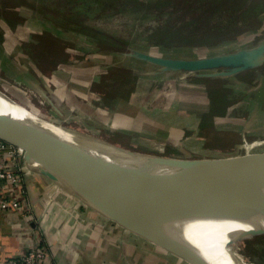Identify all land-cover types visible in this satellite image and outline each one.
<instances>
[{
  "label": "rangeland",
  "instance_id": "1",
  "mask_svg": "<svg viewBox=\"0 0 264 264\" xmlns=\"http://www.w3.org/2000/svg\"><path fill=\"white\" fill-rule=\"evenodd\" d=\"M244 3L233 14L225 0H0V92L27 115L64 127L62 136L75 135L77 141L94 138L169 159L235 155L244 132L231 150L221 151L199 131L206 120L225 118L233 105L244 121L249 95L264 106V29L255 16L260 7L249 12ZM247 46L250 52L261 47L259 59L251 68L239 60L234 71L230 56L248 55ZM148 56L219 57L223 62L217 69L188 71L154 63ZM186 92L203 97L195 98L199 102L192 110L181 105ZM227 94L237 102L210 103V96ZM256 141L250 152L264 151V141ZM20 167L22 173L43 176L50 183L47 202L58 204L56 217L41 226L40 244L48 247L51 235L60 249L73 253L78 243L72 238L89 239L92 229L70 209L72 194L40 169ZM67 232L71 239L64 243ZM238 244L247 262L264 264V233ZM157 255L151 259L159 264H189L172 253Z\"/></svg>",
  "mask_w": 264,
  "mask_h": 264
},
{
  "label": "water",
  "instance_id": "2",
  "mask_svg": "<svg viewBox=\"0 0 264 264\" xmlns=\"http://www.w3.org/2000/svg\"><path fill=\"white\" fill-rule=\"evenodd\" d=\"M256 50L258 52L254 50L245 56H240L239 52L231 55L233 70L239 69V60L244 62L245 67L251 68L262 49L259 46ZM147 58L168 68L188 71L217 69L223 62L219 57L181 60L155 56ZM0 139L23 150V159L28 165L42 164L53 175L46 174L60 180L74 197L101 215L160 245L189 264L203 263L169 244V232L176 229V225L165 213L167 209L179 206L197 222H216L226 227L252 224L264 214V194L235 212L214 192L227 182L263 171L264 151L179 159L182 163L178 165H137L1 112ZM191 222L178 226L188 227Z\"/></svg>",
  "mask_w": 264,
  "mask_h": 264
},
{
  "label": "crops",
  "instance_id": "3",
  "mask_svg": "<svg viewBox=\"0 0 264 264\" xmlns=\"http://www.w3.org/2000/svg\"><path fill=\"white\" fill-rule=\"evenodd\" d=\"M244 2L243 10L245 11H252L255 4L256 7H260L255 16L263 23L264 29V0H244ZM247 49H251V46H247ZM250 99L240 132L264 134V106L261 108L262 102L255 95H249ZM196 128L199 130L198 127ZM24 166L30 165L23 162V168ZM48 184L50 183L36 172L23 173L22 189L14 188L9 183H0V264H5L11 257L23 254L44 239L41 226L47 221L51 223L53 217H56L55 207L58 205L56 202L52 203L50 199L49 202L46 200L45 189ZM3 199L18 201L20 205L14 208H3L1 206ZM70 209L78 211L83 216L91 227L92 233L90 232L89 239L74 236L72 239L78 243V246L73 253H69L60 249L56 245V240L44 232L49 236L50 256L59 264H159V262H153L152 255L166 253L169 256L171 254L170 251L168 253L164 251L165 248L160 245L157 246L153 242L151 245L148 239L124 229L79 199L73 201ZM93 235H96L98 240L93 241ZM70 239L69 232L63 235L64 243H68ZM108 240H112V243H107ZM89 243L96 244L97 249H90ZM111 250L116 251L114 256ZM148 250L150 254L147 256Z\"/></svg>",
  "mask_w": 264,
  "mask_h": 264
},
{
  "label": "bare ground",
  "instance_id": "4",
  "mask_svg": "<svg viewBox=\"0 0 264 264\" xmlns=\"http://www.w3.org/2000/svg\"><path fill=\"white\" fill-rule=\"evenodd\" d=\"M0 112L54 135L63 138L67 136V139L71 140L75 138V135L71 137V134L62 136L65 133V130L62 129L64 127L60 128L41 119L39 120L32 114L27 115V111L11 102L1 92ZM79 142L110 157L126 160L137 165H178L182 163L179 159L161 158L143 153H129L111 144L94 141V138L93 140H80ZM30 166L53 175L40 163L30 164ZM214 192L235 212L240 211L246 203L264 194V170L227 182L217 187ZM75 199H77L76 196ZM165 213L171 217V221L176 225V229L169 232L168 242L172 247L190 253L203 264H258L249 263L243 258L238 243L255 234L264 233V214L252 224L226 227L216 222H197L193 220V216L187 215L184 209L179 206H173L167 209ZM187 221L193 222L188 227L178 226Z\"/></svg>",
  "mask_w": 264,
  "mask_h": 264
},
{
  "label": "built area",
  "instance_id": "5",
  "mask_svg": "<svg viewBox=\"0 0 264 264\" xmlns=\"http://www.w3.org/2000/svg\"><path fill=\"white\" fill-rule=\"evenodd\" d=\"M244 132V142L237 147L235 155H245L252 153L249 146L253 145V141L262 143L264 138L261 136L248 139ZM256 143V144H257ZM241 149L242 153H240ZM233 155V154H232ZM204 159V158H200ZM23 151L0 139V183H9L12 187L22 189L23 187V173L20 164L23 165ZM18 201L11 199H3L1 206L3 208H14L19 206ZM5 264H59L50 256L49 248L41 244L30 247L26 252L16 255L7 260Z\"/></svg>",
  "mask_w": 264,
  "mask_h": 264
},
{
  "label": "trees",
  "instance_id": "6",
  "mask_svg": "<svg viewBox=\"0 0 264 264\" xmlns=\"http://www.w3.org/2000/svg\"><path fill=\"white\" fill-rule=\"evenodd\" d=\"M225 3L232 8L231 12L234 13L235 7H240L244 0H225ZM256 5V4H255ZM254 5V6H255ZM239 9V8H238ZM237 10L235 9V12ZM194 95H190V93L186 92L184 96H181L182 106L192 110L195 108V98ZM198 98H203L201 95ZM230 100L233 102H237V99L233 97V95H212L210 96V103L219 104L226 103ZM202 101V99H201ZM182 111V110H181ZM239 109L237 105L231 106L227 116L223 119H214V120H206L200 125V132L203 139L207 142V144L215 149L226 151L235 146L239 133L241 131L242 122L241 118L238 117ZM240 115V114H239ZM239 119V120H238ZM219 123H221L219 125ZM237 123V124H236Z\"/></svg>",
  "mask_w": 264,
  "mask_h": 264
}]
</instances>
